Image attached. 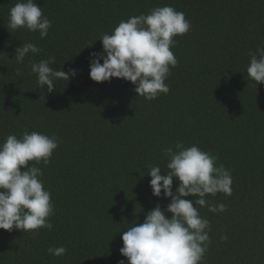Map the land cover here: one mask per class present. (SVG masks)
<instances>
[{
	"label": "trees",
	"instance_id": "trees-1",
	"mask_svg": "<svg viewBox=\"0 0 264 264\" xmlns=\"http://www.w3.org/2000/svg\"><path fill=\"white\" fill-rule=\"evenodd\" d=\"M17 2L0 0V143L26 130L60 143L48 165L29 162L42 169L51 193L53 228L0 229V264H128L120 252L123 232L170 203L153 195L147 167L166 175L163 150L177 142L217 157L233 181L230 196H206L225 211L199 209L210 222L201 264H264V83L247 78L250 53L264 47V0H35L52 22L44 39L8 30ZM162 6L191 22L189 32L174 37L178 65L165 81L169 93L149 101L130 81H93L90 53L103 51L97 39ZM29 42L40 53L18 63L15 50ZM42 59L78 74L55 80L49 94L30 68ZM178 186L174 180L173 192ZM61 246L65 255L48 254Z\"/></svg>",
	"mask_w": 264,
	"mask_h": 264
},
{
	"label": "clouds",
	"instance_id": "clouds-1",
	"mask_svg": "<svg viewBox=\"0 0 264 264\" xmlns=\"http://www.w3.org/2000/svg\"><path fill=\"white\" fill-rule=\"evenodd\" d=\"M51 27L52 22L35 0H18L10 8L7 25L10 32L23 28L38 32L44 39ZM190 28L185 14L172 6L155 7L147 15L122 20L111 34L104 33L97 39L102 41L103 51L90 53V78L97 83L111 82L112 78L130 81L137 96L149 101L161 93L167 94L170 88L165 81L178 65L171 50L177 43L174 37L183 36ZM40 51L34 43H22L15 50L14 59L23 63L29 53L37 55ZM250 56L247 78L257 85L264 83V47H258ZM54 63V59L30 61L37 84L41 89L46 86L49 94L55 90V80L70 81L78 74L75 68L67 72L63 68L56 70L50 66ZM59 143L55 135L27 130L19 138L8 135L0 143V229L35 234L41 228H53L50 217L55 214V206L50 191L44 187L43 171L35 164L42 161L48 165ZM163 151L168 157L166 175L161 174L157 165H149L147 175L151 177L153 195L170 198V203L166 209L157 205L148 211L142 223H132L123 232L120 252L128 264H201L210 244V222L199 214V209L207 207L213 213L226 210V205L213 204L206 196L218 193L230 196L231 172L222 164L217 166V157L197 145L185 147L177 142L174 148ZM32 161L35 164L29 166ZM174 180L179 181L175 192ZM189 196L194 201L187 199ZM221 239L226 241L228 237ZM47 251L59 257L67 249L49 247Z\"/></svg>",
	"mask_w": 264,
	"mask_h": 264
}]
</instances>
